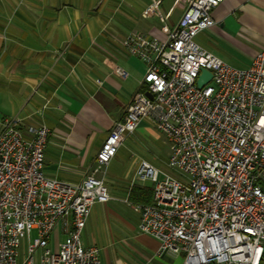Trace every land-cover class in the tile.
<instances>
[{
  "label": "built area",
  "instance_id": "obj_1",
  "mask_svg": "<svg viewBox=\"0 0 264 264\" xmlns=\"http://www.w3.org/2000/svg\"><path fill=\"white\" fill-rule=\"evenodd\" d=\"M222 2L189 0L177 26L163 27L166 40L127 36L124 45L148 65L144 88L125 119L115 121L93 171L81 182L46 174V125L25 132L19 115L3 121L0 264H102L100 247L84 246L82 233L92 207L112 198L107 166L145 118L166 136L168 168L180 172L146 160L135 172V180L153 185L152 200L133 208L140 232L159 241L157 254H182L183 264L263 263L264 49L248 68H234L196 41L215 25L211 11ZM160 4L152 0L143 17L165 21ZM203 70L212 77L199 87ZM115 73L128 76L121 67ZM56 229L64 240L53 250Z\"/></svg>",
  "mask_w": 264,
  "mask_h": 264
},
{
  "label": "crops",
  "instance_id": "obj_2",
  "mask_svg": "<svg viewBox=\"0 0 264 264\" xmlns=\"http://www.w3.org/2000/svg\"><path fill=\"white\" fill-rule=\"evenodd\" d=\"M151 2L0 0V132L3 121L16 115L24 119L25 132L46 125L48 176L78 183L93 171L113 124L125 119L144 88L148 65L125 39L138 33L166 40L163 27L177 26L189 0H161L165 21L143 17ZM211 15L214 31L227 28L252 42L261 39L253 59L264 49V0H224ZM116 67L128 76L120 77ZM150 124L143 119L134 133L146 132ZM126 149L124 142L106 168L112 198L92 207L83 244L100 247L102 264H183L182 254L159 256V241L139 230L133 204L150 202L153 185L135 180L139 163Z\"/></svg>",
  "mask_w": 264,
  "mask_h": 264
},
{
  "label": "rangeland",
  "instance_id": "obj_3",
  "mask_svg": "<svg viewBox=\"0 0 264 264\" xmlns=\"http://www.w3.org/2000/svg\"><path fill=\"white\" fill-rule=\"evenodd\" d=\"M220 28L219 26L218 29ZM196 39L203 47L234 68H248L253 60L252 52L258 50L261 41L259 38L253 42L249 41L248 38L239 37L227 28L222 32L214 31L212 28L206 29L200 32ZM125 146L128 158L132 157L133 160H138V163L146 160L156 168H166L180 175L178 170L168 168L169 145L166 136L154 123L149 125L146 132H137L129 136L125 140ZM36 236L37 232L34 230L30 236L31 241ZM62 240L64 236L56 229L52 234L51 248L56 250L58 242Z\"/></svg>",
  "mask_w": 264,
  "mask_h": 264
},
{
  "label": "water",
  "instance_id": "obj_4",
  "mask_svg": "<svg viewBox=\"0 0 264 264\" xmlns=\"http://www.w3.org/2000/svg\"><path fill=\"white\" fill-rule=\"evenodd\" d=\"M211 77H212V75L209 71L203 70V74L200 76V78L198 80L199 87H202L203 85H205L211 79ZM147 95L149 97H152L151 92H147Z\"/></svg>",
  "mask_w": 264,
  "mask_h": 264
},
{
  "label": "trees",
  "instance_id": "obj_5",
  "mask_svg": "<svg viewBox=\"0 0 264 264\" xmlns=\"http://www.w3.org/2000/svg\"><path fill=\"white\" fill-rule=\"evenodd\" d=\"M262 264H264V261H263V263Z\"/></svg>",
  "mask_w": 264,
  "mask_h": 264
},
{
  "label": "bare ground",
  "instance_id": "obj_6",
  "mask_svg": "<svg viewBox=\"0 0 264 264\" xmlns=\"http://www.w3.org/2000/svg\"><path fill=\"white\" fill-rule=\"evenodd\" d=\"M84 246H86V245H84ZM87 247V246H86Z\"/></svg>",
  "mask_w": 264,
  "mask_h": 264
}]
</instances>
